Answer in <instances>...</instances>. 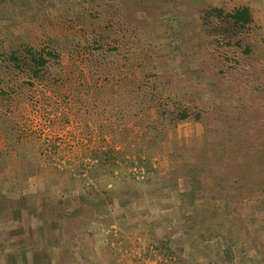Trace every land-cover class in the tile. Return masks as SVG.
Returning a JSON list of instances; mask_svg holds the SVG:
<instances>
[{
  "label": "rangeland",
  "instance_id": "1",
  "mask_svg": "<svg viewBox=\"0 0 264 264\" xmlns=\"http://www.w3.org/2000/svg\"><path fill=\"white\" fill-rule=\"evenodd\" d=\"M103 2V0H0V53L25 48L27 45H36L39 48L47 45L63 50L58 60L62 66H66L69 58L65 50H71L78 44L87 46L91 42L89 34L93 30V15L99 18V25H103L106 19V23H111L116 16L121 20L123 15L119 11L118 0H108V8L101 7ZM130 2L136 6L129 10H133L132 12L137 10V17L144 21L143 27L146 23L149 42L143 43L142 46L149 49L151 52L149 54L154 55L159 80H164L170 67L177 68L179 72L174 81L183 79L185 75L179 69L180 65L183 70L186 66L194 69L199 65V61L206 60L207 53L217 54L216 40L206 34L208 26L203 24L201 19L203 15L201 9L210 6V3L248 4L253 8L258 27H261L264 33V0ZM99 9V13L95 14ZM206 22L214 25L216 19L210 17ZM69 27L73 30L82 28L88 36L75 38L73 30L69 31ZM130 40L132 39H125L124 43ZM253 54L258 58L259 64L252 81L257 79L256 85L264 84V55L259 50ZM104 60L101 61L100 73L106 75L110 68L109 63L113 62L114 58L107 56ZM127 63L129 66L121 67L115 77L112 74L106 79L94 76L95 83L86 73L90 94L94 98V101H91L93 103H86L83 92L76 102L72 101L71 97L63 96L48 101L50 95L47 92L43 95L40 86L37 88L35 84L27 91L32 97L23 103L24 109L5 107L11 110L9 111L0 107L2 112H6L21 125L36 129L40 142L55 147L54 150L51 149L53 150L50 157L51 166L47 165L45 171L38 175L28 173L30 177L19 188L20 197L15 196L19 200L17 202L11 199L13 195L7 194V189L13 188L12 183L16 180L11 178L9 183L6 181L9 175L14 176L12 164L16 163V157L13 152L3 155L8 165L0 172V264H23L19 258L20 253H28V259L31 261H27V264H180L176 256L168 259L158 254L151 245L146 224L162 218L161 228L168 230L167 233L173 238L178 236L182 228L181 214L188 211L181 209L183 199L180 193L189 190L191 181L188 177H176L173 170L182 160L198 161L201 156V149L198 146L200 142L194 147L192 139L194 136H201L202 126L199 123H192L190 118L187 122L171 126L167 136L158 139L149 131V121L142 116L126 124L122 123L116 116L118 94L115 90L119 89L123 79L140 80L143 73L136 65ZM58 71V67L51 68L52 73ZM1 74L12 76L5 72L4 68L0 71L2 80ZM191 75L187 77L191 82L190 88L186 95L179 97L182 103L193 105L199 102L202 108H207L217 92L225 90L222 86L218 87L214 78H206L202 83L196 84L194 73ZM24 79L23 76H17L12 80V84L24 86L22 85ZM94 86L98 87L95 93L92 91ZM110 87L114 91L111 90L110 94L105 93ZM259 88L258 105H261L260 111L264 117V86ZM218 98L222 99V94ZM252 124L264 127L263 120L260 122L255 119ZM125 129L127 134L124 133ZM260 134L262 135L250 139L255 147L247 159L237 154L229 155L213 166L215 171L231 175H239L244 171L249 178L244 185V196L247 197L242 203L237 204L236 213L232 211L225 216L228 218L227 223L233 226L235 232V264H264V135ZM127 144L129 148H126ZM111 145L122 152L129 149L131 155L125 152L117 161L118 167L113 173L115 177L109 173L104 174L111 180L103 185L106 186L104 189L112 192L110 194L104 192L103 196H108L109 199L104 198L105 205H99L98 209L93 208L91 212L88 205L79 204L80 200L77 199L82 196V191L71 189L72 181L69 180L70 176L66 170H69L72 162L75 165L82 162L83 168H78V172H83L81 176L88 178L87 172L83 169L96 163V159L92 160L89 157L91 150L99 148L106 151L107 146ZM140 148L142 152H138ZM4 149L5 142L0 137V150ZM137 154L143 162L138 163ZM129 157L133 160L132 166H128L126 162ZM73 176L79 179L77 173ZM146 178H151V182H147ZM217 183V179L212 181L214 186H217ZM221 186L223 187L221 192L231 193L232 183H224ZM31 191H37L42 195L35 198L29 195ZM95 197L97 195L91 199L93 203ZM60 201L62 202L60 206L72 212L64 221L59 215L61 218L58 226H61L59 229L61 232L56 235L58 227L56 221L49 223L48 229L41 223L47 216L46 210L53 213L54 207ZM195 204L197 208L207 205L201 204V200H196ZM12 205H15L16 210L26 209L23 217L19 219V216H16L15 223H11L3 213H7V210L9 214L14 211ZM232 208L231 205L229 209L233 210ZM224 215L221 214L223 218ZM32 219L36 222H30ZM161 228H157V232H161ZM182 238L183 242L186 241L184 237ZM191 245H193L190 246L191 249L185 247L184 251L191 257L190 259H196L197 264H221L216 251L217 244L213 241Z\"/></svg>",
  "mask_w": 264,
  "mask_h": 264
},
{
  "label": "trees",
  "instance_id": "2",
  "mask_svg": "<svg viewBox=\"0 0 264 264\" xmlns=\"http://www.w3.org/2000/svg\"><path fill=\"white\" fill-rule=\"evenodd\" d=\"M103 1L101 7L108 8V0ZM130 1L118 0L119 11L123 15L121 20L116 16V19L111 23H106V19L103 25H99V18H95L93 15V30L89 34L91 42L87 46L78 44L71 50H65L69 58V63L66 66H62L58 60L63 50L47 45L42 48L36 45H27L25 48L0 53V71L4 68L5 72L12 75L8 77L7 74H1L0 107L7 110L9 108L5 107L8 106H14L17 110L18 108L24 109L23 103L32 97L30 93L27 94V91H30V88L35 84H37V88L38 85L40 86L43 95L46 92L50 95L48 101L63 96L71 97L72 101L76 102L80 93L83 92L87 100L86 103L90 104L93 103L91 101H94V98L90 94L87 74L92 80L94 76L106 79L110 74L115 77L121 67L127 68L129 66L127 62L136 65L143 72L142 78L135 81L123 79L119 84V89L115 90L118 94L116 116L122 123L126 124L142 116L149 121L148 129L158 139L165 138L171 126L187 122L190 118L192 123L201 124L203 131L201 136L197 135L192 139L194 147L197 142H200L198 146L201 149V156L198 161L182 160L173 170L176 177H188L191 181L189 190L180 193V197L183 199L181 209H188L187 212L181 214L182 228L178 232V236L173 238L167 233L168 230L161 228L160 220L162 221V218L152 220L146 224V227L149 228L151 245L164 258L170 259L176 256L180 264H197L196 259L193 260L187 256L184 248L191 249L190 246H193L191 243L201 245L213 241L218 245L215 246L221 264H235V232L233 226L227 223L228 218L225 216H228L232 211L236 213L237 204L242 203L247 197L244 196V185L249 178L242 170L239 175H231L215 171L213 166L229 155L237 154L241 155L243 159H247L255 147L250 139L262 135L260 133L264 135L262 124L259 127L252 124L255 119L260 122L264 121L260 111L261 105H258L259 87L264 84L256 85L257 79L252 81L259 64L258 58L253 53L259 50L264 55V33L261 31V27H258L253 8L248 4L210 3V6L201 9V13L203 12L201 19L203 24L208 26V30H205L206 34L216 40L217 54L207 53L206 60L199 61V65L195 64L197 67L194 69L186 66L183 70L180 65L179 69L185 75L183 79L174 81L179 72L177 68L170 67L164 80H159L156 73L157 61L153 54H149L151 53L149 49H144L145 47L142 46L143 43L149 42L146 23L143 27L144 21L137 17V10L135 12L129 10L132 6H136ZM99 11L100 9L95 14ZM210 17L216 19V24L206 22ZM69 28V31L72 32L73 28ZM73 33L75 38L88 36L82 28L73 30ZM129 38L132 40L124 43V40ZM107 56H113L114 60L109 63L110 68L105 75L100 73L102 70L101 61ZM52 67H58V73H52ZM191 73L195 75L194 82L196 84L202 83L206 78H214L218 87L225 88L224 92H217L215 98L208 103L207 108H202L199 102L191 105L179 100V97L186 95V91L190 88L191 82L187 77H191ZM17 76L25 77L22 82L24 86L12 84V80ZM3 78L6 79L3 80ZM233 89L234 91H232ZM97 90L98 87L94 86L92 91L95 93ZM111 90L114 91L110 87L109 90H105V93L110 94ZM99 91L101 90L99 89ZM220 94H222V99L218 98ZM225 94L227 95L224 98ZM9 111L11 110L9 109ZM124 133L127 134L126 129ZM0 137L5 142V149L0 150V172H3L8 165L4 154L13 152L16 157V163L12 164L16 178L9 175L6 181L9 183L11 178L16 180L12 183L13 188L7 189V194L13 195L11 199L13 202H17V198L21 194L19 188L30 177L28 173L38 175L45 171L47 165L51 166L50 157L55 147L40 142V136L36 129L21 125L6 112H2V109H0ZM128 145L126 148H129ZM52 148L53 150H51ZM128 150L125 152L131 155ZM91 152L89 157L92 160L96 159V163L83 169L87 172L88 178L81 176L83 172H78V168L83 166L82 162L79 165L72 162L71 167L66 171L70 176L69 180L72 181L71 189L82 191V196L77 199L80 200L79 204L88 205L92 212L93 208L98 209L99 205H105L104 198L109 199L108 196H103L104 192L109 194L112 192L104 189L106 186L103 185L109 180L104 174L109 173L115 177L113 173L114 169L118 167L117 161L125 152L116 150L114 145L107 146L106 151L97 148ZM138 152H142V149H138ZM136 158L138 163L143 162L139 154L136 155ZM123 161H125L124 158ZM126 162H128V166L133 165V160L130 157ZM76 173L79 175V179L73 176ZM215 179H217V186L220 189L212 185V181ZM146 181L151 182V178H146ZM224 183H232L231 193L221 192L223 191L221 185ZM30 194L35 198L42 195L37 191H31ZM95 195L97 197L93 203L91 199ZM196 200H201V204L207 205L197 208ZM120 202L123 203V201ZM58 205L54 207L53 213L46 210L47 216L41 223L43 226L46 225V229L52 221H56L55 224L58 226L61 216L62 221L70 217L72 211L60 206L62 205L61 201ZM231 205L233 210L229 209ZM11 208H14V211H11L10 214L8 210L7 213L2 209L1 211L11 223H15L16 216H19V219L23 217L26 209L16 210L15 205H12ZM223 213L225 219L222 217ZM30 222H36V220L32 219ZM157 228H161V232H157ZM59 229L61 226L56 228V235L61 232ZM182 237L186 241L183 242ZM190 237L195 238L191 239ZM19 256L23 264L31 261L28 259V253H20Z\"/></svg>",
  "mask_w": 264,
  "mask_h": 264
}]
</instances>
